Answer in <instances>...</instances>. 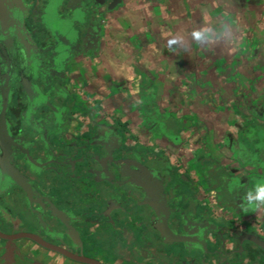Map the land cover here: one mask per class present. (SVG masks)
<instances>
[{
    "label": "flooded vegetation",
    "instance_id": "af4514ba",
    "mask_svg": "<svg viewBox=\"0 0 264 264\" xmlns=\"http://www.w3.org/2000/svg\"><path fill=\"white\" fill-rule=\"evenodd\" d=\"M124 6L0 0V264H264L254 152L211 175L198 149L130 130L125 79L85 72Z\"/></svg>",
    "mask_w": 264,
    "mask_h": 264
},
{
    "label": "crops",
    "instance_id": "0c3cea01",
    "mask_svg": "<svg viewBox=\"0 0 264 264\" xmlns=\"http://www.w3.org/2000/svg\"><path fill=\"white\" fill-rule=\"evenodd\" d=\"M113 21L104 49L84 70L96 69L99 85L106 72L114 84L126 80L113 99L130 117V130L158 127L179 142L180 153L198 149L197 165L208 163L211 175L220 161L238 166V174L229 149L264 146V107L256 105L257 97L264 101V0H125ZM139 138V145L154 141ZM255 173L264 186V167ZM257 204L252 220L261 229L264 204Z\"/></svg>",
    "mask_w": 264,
    "mask_h": 264
},
{
    "label": "water",
    "instance_id": "95a60500",
    "mask_svg": "<svg viewBox=\"0 0 264 264\" xmlns=\"http://www.w3.org/2000/svg\"><path fill=\"white\" fill-rule=\"evenodd\" d=\"M248 151H250V149L248 150ZM254 159H255V166H263L264 167V163L263 162H261V161H259V157L261 156V155H263V152H264V146H261L260 148H258V149H255L254 151ZM230 186V185H229ZM236 188H238L237 186H234V187H229V192H234V190L236 189ZM30 193V192H29ZM234 194V193H233ZM245 200H246V198H245ZM244 207H245V210H243L242 211V213H247V209H250L251 211L252 210H254L255 208L253 207V208H250V206H248V203L247 202H245V204H244ZM162 219V218H161ZM198 234V233H197ZM199 235L200 234H198V235H196V236H198V238L197 239H199ZM247 240H250V238L249 239H247ZM259 247H264V239L262 238V237H260L258 234L256 235V239L255 240H253ZM258 258V264H262V261H261V255L260 256H258L257 257Z\"/></svg>",
    "mask_w": 264,
    "mask_h": 264
},
{
    "label": "clouds",
    "instance_id": "9594fccd",
    "mask_svg": "<svg viewBox=\"0 0 264 264\" xmlns=\"http://www.w3.org/2000/svg\"><path fill=\"white\" fill-rule=\"evenodd\" d=\"M197 36L200 35L199 32L196 33ZM255 201L261 203V204H264V186H260L258 189H257V194L255 196Z\"/></svg>",
    "mask_w": 264,
    "mask_h": 264
},
{
    "label": "rangeland",
    "instance_id": "374dc122",
    "mask_svg": "<svg viewBox=\"0 0 264 264\" xmlns=\"http://www.w3.org/2000/svg\"><path fill=\"white\" fill-rule=\"evenodd\" d=\"M248 50H250V49H248ZM251 55H253V54H250V56H251ZM148 80H149V79H148ZM148 85H149L150 87L153 88V89H151L150 91H155V90H154V89H156V88H155V85L151 84L150 82H149ZM149 86H148V87H149ZM256 105H258L259 107H261V105H263V107H264V101H263V99L257 97V99H256ZM251 106H253V105H251ZM253 107H255V106H253ZM259 161H261V162L264 163V152H263V155H261V156L259 157Z\"/></svg>",
    "mask_w": 264,
    "mask_h": 264
}]
</instances>
